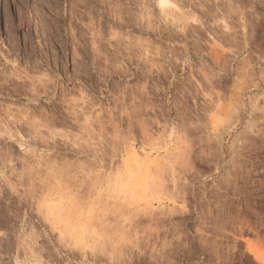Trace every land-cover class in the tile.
<instances>
[{"label": "rangeland", "instance_id": "obj_1", "mask_svg": "<svg viewBox=\"0 0 264 264\" xmlns=\"http://www.w3.org/2000/svg\"><path fill=\"white\" fill-rule=\"evenodd\" d=\"M170 1L0 0V264H264V0Z\"/></svg>", "mask_w": 264, "mask_h": 264}, {"label": "bare ground", "instance_id": "obj_2", "mask_svg": "<svg viewBox=\"0 0 264 264\" xmlns=\"http://www.w3.org/2000/svg\"><path fill=\"white\" fill-rule=\"evenodd\" d=\"M170 2H171L170 0H164V6H161V0H159L158 4L161 6L160 8H165V7H168L169 4L172 3V2H171V3H170ZM171 5H172V4H171ZM165 9H166V8H165ZM263 23H264V22H263ZM263 46H264V45H263ZM232 107H234V106H231V108H232ZM234 108H235V107H234ZM229 110H230V109H229ZM231 110H232V109H231ZM220 117H221V116H220ZM222 117H223V116H222ZM225 117H226V116H225ZM216 118H218V117H216ZM221 120H222V118H221ZM224 122H225V121H224ZM224 122H223V123H224ZM224 126H226V125H224ZM242 132H243V131H242ZM217 135H218V134H217ZM218 138H220V137H218ZM218 138H217L216 140H218ZM238 139H239V138H238ZM219 140H220V139H219ZM219 142H220V141H219ZM233 144H234V143H233ZM253 144H254V143H253ZM255 144H256V143H255ZM234 145H236V143H235ZM232 149H233V148H232ZM168 151H169V150H168ZM173 151H175V150H173ZM173 151H172V152H173ZM172 152H171V153H172ZM147 153H148V152H147ZM168 153H170V151L167 152L166 154L168 155ZM138 154H140V152L137 153V151H135V150L130 154V157H131L130 159H133L132 162H137V163H138V165H137V163H136L137 166H139V165L141 164V163L139 164V161H138L139 158H140V157H139L140 155L138 156ZM147 155H148V154H147ZM149 155H150V154H149ZM149 155L147 156L148 158L150 157ZM170 155H171V154H170ZM141 156L143 157V154H142ZM144 156H145V155H144ZM168 156H169V155H168ZM171 156H172V155H171ZM138 157H139V158H138ZM147 157H146V159H147ZM159 157H160V156L158 155V158H159ZM172 157H173V156H172ZM153 158H157V157H153ZM151 159H152V158H151ZM162 159H163V157H162ZM162 159H160V160H162ZM170 159H171V158H170ZM134 160H135V161H134ZM140 160H141V159H140ZM142 160H143V158H142ZM147 160H148V162H150L149 159H147ZM163 160H164V159H163ZM127 161H128V160H127ZM158 161H159V160H158ZM148 162H147V163H148ZM129 163H130V162H129ZM131 164H132V163H131ZM131 164H129V169H130V171H131V167L133 166L134 163H133L132 165H131ZM143 164H144V163H143ZM157 164H158V163H157ZM159 164H160V161H159ZM162 165H163V164H162ZM142 166H143V165H142ZM159 166H160V165H159ZM233 166H234V165H233ZM144 167H146V166H144ZM157 167H158V166H157ZM155 169H156V168H155ZM158 169H159V167L157 168V170H158ZM140 170H141V169H140ZM143 170H144V169H143ZM157 170H156V171H157ZM217 170H218V169H217ZM134 171H135V170H134ZM141 171H142V170H141ZM159 172H160V171H159ZM135 173H136V172H135ZM135 173L133 174V170H132V174L135 175ZM230 173H231V172H230ZM130 174H131V172H130ZM132 174H131L130 176H129V174H128V176H129L130 179H131V176H133ZM150 174H151V173H149V176H147V178H148L147 180H149V179L152 178V177H150ZM151 175H152V174H151ZM154 175L158 177V174H157L156 172H155ZM219 175H220V174H219ZM136 176H137V174H136ZM149 177H150V178H149ZM243 178H244V177H243ZM134 179H135V180H134ZM156 179L158 180V178H155V180H156ZM222 179H223V178H222ZM144 180H146V178H145V177L142 178V177H140V176H139L138 178H137V177H136V178H133V181L135 182V186H134V188H136L137 186L140 187L139 184H141V182H144ZM155 180H152V181H151V184H150V183H149V184L145 183V185H146V184H147V185H151V188H152V186L156 183ZM157 180H156V181H157ZM242 181H243V180H242ZM224 182H225V181H224ZM250 182H251V181H250ZM157 183H159V182H157ZM222 183H223V182H222ZM124 184H125V183H124ZM129 184H130V183H129ZM129 184L127 185V181H126V186H129ZM251 184H253V183L251 182ZM132 185H134V184H132ZM136 185H137V186H136ZM242 185H243V184H242ZM259 185H260V184H259ZM142 186H144V185H141V187H142ZM228 186H229V185H228ZM139 187H138V188H139ZM144 187H145V186H144ZM144 187H142V189H140V191L142 190V192H143V191L145 192L146 188H144ZM149 187H150V186H149ZM155 187L157 188V190H161L162 192L160 191V193H159V191L155 190ZM229 187H230V186H229ZM240 187H241L240 190L238 189V187L235 188V189L239 190V191H240L241 193H243V194H248V195H249L250 193H253V192L255 193L256 191H258V192L261 191V192H262V190H263V189H262V190L259 191V190H255V189H253L252 186L249 185V181H246V179H245V182H244L243 187H242V186H239V188H240ZM262 187H264V182L262 183ZM262 187H261V188H262ZM127 188H128V187H126V189H127ZM130 188H133V186H130ZM151 188H148V189H151ZM153 188H154L153 191H151L152 189L150 190L151 193H152V192H153V193L156 192V193L154 194V197H153V198H155V195H156V198H155V199H157L158 197L161 199V196H162V194H163V192H164L165 190L163 191V189H158L157 185L154 186ZM159 188H160V186H159ZM136 189H137V188H136ZM174 189H175V188H174ZM233 189H234V188H233ZM134 190H135V189H134ZM134 190L131 189V191H130V192H132L131 194H135V193H133ZM137 190H138V189H137ZM137 190H136V191H137ZM178 190H179V189H178ZM138 191H139V190H138ZM183 191H184V190H183ZM239 191H236V190H235V192H236L235 194H237V192H239ZM130 192H129V193H130ZM146 192H147V191H146ZM230 192H232L233 195H234V190H231ZM140 193H141V192H140ZM140 193H139V195H140ZM151 193H150V195H151ZM153 193H152V195H153ZM158 193H159V194H158ZM166 193H167V190H166ZM177 193H178V192H177ZM179 193H180V192H179ZM241 193H240V195H241ZM131 194H130V195H131ZM146 194H147V193H146ZM157 194L160 195V196H158ZM169 194H170L169 196H171V193H170V192H169ZM172 194H175V193H172ZM181 194H182V193H181ZM238 194H239V193H238ZM147 195H149V190H148V194H147ZM150 195H149V197H150ZM177 195H180V194H177ZM184 195H185V194H184ZM248 195H246V196L249 197ZM250 195H251V194H250ZM47 196H48V195H47ZM49 196H50V195H49ZM49 196H48V197H49ZM60 196H61V195H60ZM131 196H132V195H131ZM145 196H146V195H144V197H145ZM157 196H158V197H157ZM163 196H164V195H163ZM169 196H168V194H167V197H169ZM173 196H174V195H172V197H173ZM61 197H62V196H61ZM136 197L139 198V197H141V196H136ZM149 197H148V198H149ZM175 197H177V196L175 195L174 198H175ZM184 197H185V196H184ZM46 198H47V197H46ZM49 198H50V197H49ZM132 198H133V197H132ZM138 198H137V199H138ZM145 198H146V197H145ZM153 198H152V199H153ZM174 198H173V199H174ZM177 198H178V197H177ZM182 198H183V197H182ZM228 198H229V196H228ZM242 198H243V197H242ZM242 198H238V199H241V200H242ZM141 199H142V198H141ZM141 199H140V200H141ZM143 199H144V198H143ZM143 199H142V200H143ZM160 199H159V200H160ZM162 199H164V198H162ZM200 199H201V198H199V200H200ZM244 199H245V197H244ZM244 199H243V200H244ZM246 199H248V198H246ZM148 200H149V199H148ZM153 200H154V199H153ZM159 200H158V201H159ZM183 200H184V198L182 199V201H183ZM185 200H186V199H185ZM202 200H203V199H202ZM202 200H201V201H202ZM231 200L233 201V199H231ZM241 200H240V201H241ZM44 201H45V200H44ZM59 201H60V200H59ZM201 201H200V202H201ZM246 201H247V200H246ZM246 201H245V202H246ZM50 202H51V201H50ZM50 202H49V203H50ZM57 202H58V200H57ZM144 202H145V199H144ZM224 202H226V201H224ZM228 202H229V201H228ZM233 202L236 203L235 201H233ZM242 202H244V201H242ZM249 202H250V201H249ZM249 202H248V204H247V202H246V204H247L248 206H249ZM218 203H219V202H218ZM218 203H217V204H218ZM230 203H231V202H230ZM42 204H43V203H42ZM50 204H51V203H50ZM50 204L47 205V206H45V208L47 207L46 211L50 214V216H51L52 214H55V215H58V214H59V215H61V214L63 215V214H64V213H62V212H63V206H64V205L61 206V210H60V209H59V208H60V203H58L59 205H58V204L50 205ZM152 204H153V203H152ZM195 204H196V203H195ZM198 204H201V203H198ZM237 204H238V201H237L236 205H237ZM147 205H148V204H147ZM175 205H176V204H173L171 210H174V211L176 210L177 206H175ZM203 205H204V204H203ZM219 205H220V204H219ZM219 205H218V206L216 205L217 207L214 209V210H215L214 213H216V215H217V213H219L222 209H224V208H222V207L224 206V203H223V206L220 207V208H218ZM226 205H227V204H226ZM230 205H232V204H230ZM230 205H229V207H230ZM179 206H180V205H179ZM208 206H209V205H208ZM211 206H212V205H211ZM211 206H210V207H211ZM239 206H240V205H238L236 208H239ZM241 206H242V205H241ZM241 206H240V207H241ZM250 206H251V205H250ZM250 206H249V207H250ZM43 207H44V206H43ZM150 207L153 208L152 205H151ZM163 207H165V206H163ZM185 207H186V205H185ZM198 207H199V205H198ZM202 207H203V206H202ZM214 207H215V205H214ZM233 207H234V206H233ZM243 207H244V206H243ZM186 208H187V207H186ZM186 208H185V209H186ZM199 208H200V207H199ZM245 208H246V206H245ZM245 208H244V211H246V210L248 209V207H247L246 210H245ZM250 208H251V207H250ZM250 208H249V210H250ZM163 209H164V208H163ZM181 209H184V208L182 207V208H180V210H181ZM202 209H203V208H202ZM206 209H207V207H206ZM220 209H221V210H220ZM232 209H233V208H232ZM171 210H170V211H171ZM235 210H236V209H235ZM239 210H240V208H239ZM239 210L237 209V211H239ZM61 211H62V212H61ZM170 211H169V212H170ZM177 211H178V210H177ZM177 211H176V212H177ZM181 211H182V210H181ZM186 211H188V210H185L184 212H186ZM201 211H203V210H200V213L202 214L203 212H201ZM210 211H213V209L211 210V208H210ZM233 211H234V209H233ZM237 211H236V212H237ZM241 211L243 212V209H242ZM250 211H251V210H250ZM208 212H209V211H208ZM226 212H227V211H226ZM226 212H225L226 215H227V213H231V211L229 212V210H228L227 213H226ZM48 213H47V214H48ZM56 213H58V214H56ZM171 213H172V211H171ZM171 213H170V214H171ZM173 213H174V212H173ZM188 213H189V211H188ZM204 213L207 214V210H206V212H205V209H204ZM214 213H213V214H214ZM237 213H238V212H237ZM244 213H247V212H244ZM208 214L211 215L212 213L210 212V213H208ZM208 214H207V215H208ZM240 214H241V212H240ZM247 214H251V213H247ZM59 215H58V217H59ZM207 215H206V216H207ZM210 215H208V216H210ZM218 215H219V214H218ZM218 215H217V216L212 215V216H211V219H212L214 216H215L216 218H218L220 215H221V218L223 217V216H222V213H220L219 216H218ZM223 215H224V214H223ZM226 215H225V216H226ZM251 215H252V214H251ZM203 216L206 217L205 214H204ZM225 216H224L223 218H225ZM228 216H229V214H228ZM235 216H237V215H235ZM239 216H240V215H239ZM252 216H254V215H252ZM252 216H251V217H252ZM52 217H54V216H52ZM58 217H57V219L59 220ZM61 217H62V216H60V218H61ZM63 217H64V216H63ZM230 217H232V215H231ZM230 217H229V219H230ZM256 217H257V216H256ZM199 218H200V217H199ZM209 218H210V217H208V219H209ZM233 218H234V217H233ZM233 218H232V221H233V222L231 221V223L235 224ZM235 218L238 219L239 217H235ZM235 218H234V219H235ZM245 218H247V217H245ZM252 218H253V220H255L254 217H252ZM252 218H250V217L247 218V219H249L250 222H249L248 220H247V222L243 221L242 223H244V224L241 225V226L237 224L238 226H240V228L238 227V228H239L238 231L241 233L240 237H241L242 234L244 233V232H243V229H245V228L248 229L247 231L250 230L249 232H251V230L254 231V233L256 232V234H258V233L260 232V230H259L258 233H257V230L260 228V226H261L263 223H261L260 226H259V228L257 229L258 225L255 226V224H253V223H255V221L252 223L251 220H250V219H252ZM208 219H207V220H208ZM218 219H219V218H218ZM227 219H228V217H227ZM227 219H226V222H227ZM229 219H228V220H229ZM239 219H240V218H239ZM204 220H205V219H204ZM241 220H243V219H241ZM241 220H240V221L237 220V221L241 223ZM253 220H252V221H253ZM59 221H60V220H59ZM61 221H62V220H61ZM205 221H206V220H205ZM209 221L212 222V220H209ZM216 221L218 222V220H216ZM229 221H230V220H229ZM229 221H228V222H229ZM235 221H236V220H235ZM237 221H236V222H237ZM228 222H227V223H228ZM215 223H216V222H215ZM229 223H230V222H229ZM240 223H239V224H240ZM242 223H241V224H242ZM256 223H257V222H256ZM259 223H260V221H259ZM233 224H232V225H233ZM209 225H210V224H209ZM214 225H215V224H214ZM235 225H236V224H235ZM223 227H224V226H223ZM234 227H235V226H234ZM234 227H233L232 230H237V229H235V228H237V226H236L235 228H234ZM261 227H262V226H261ZM204 228H205V227H204ZM216 228H217V227H216ZM218 228H219V227H218ZM225 228H226V227H225ZM205 229H208L207 231H210L208 227L205 228ZM256 229H257V230H256ZM77 230H78V229H76V232H77ZM211 230H212V229H211ZM214 230H215V229H214ZM218 230H219V229H218ZM224 230L226 231V229H224ZM224 230L222 229V232H221V233H223ZM229 230H230V232H231V229H229ZM82 231H83V230H82ZM212 231H213V230H212ZM244 231H246V230H244ZM214 232H215V235H217V234H216V231H214ZM217 232H218V231H217ZM230 232H229V233H230ZM239 232H237V233H239ZM212 233H213V232H212ZM226 233H227V231H226ZM226 233H224V234H226ZM229 233H228V234H229ZM234 233H235V232H234ZM234 233H232V234H234ZM240 233H239V234H240ZM78 234H79V233H78ZM206 234H207V233H206ZM219 234H220V233H219ZM235 234H236V233H235ZM239 234H238V235H239ZM249 234H250V233H249ZM243 235H244V234H243ZM245 235H246V234H245ZM258 235H259V234H258ZM202 236H203V234H202ZM202 236H201V237H202ZM206 236H207V235H206ZM206 236H205V237H206ZM228 236H229V235H228ZM233 236H234V235H233ZM236 236H237V235H236ZM203 237H204V236H203ZM244 237H245V236H244ZM206 238H207V237H206ZM238 239H239V238H238ZM241 239H242V237H241ZM248 239H250V238H248ZM248 239H246V241H247L246 243L248 244V246H246V247H248V250H247V251H249V252H251V253H254V254L256 255V252H257L258 249H257V247L254 246L253 244L248 243ZM252 241H253V240H252ZM250 242H251V239H250ZM247 244H246V245H247ZM259 244H260V243H259ZM259 244H258V245H259ZM259 246H261V244H260ZM262 247H263V246H262ZM183 248H185V247H183ZM190 248H191V247H190ZM185 249H186V248H185ZM191 249H192V248H191ZM182 250H183V249H182ZM187 251H188V250H187ZM259 251H260V250H259ZM183 252H185V250H184ZM213 252H214V251H213ZM185 253H187V252H185ZM189 253H190V251H189ZM189 253H188V254H189ZM257 253H258V252H257ZM34 254H35V253H34ZM34 254H33V255H34ZM18 255H19V254H18ZM26 255H27V254H26ZM29 255H30V253H29ZM27 256H28V255H27ZM18 257H19V256H18ZM232 257H233V256H232ZM18 260H19V259H18ZM35 262H36V261H35ZM33 263H34V262H33Z\"/></svg>", "mask_w": 264, "mask_h": 264}, {"label": "snow or ice", "instance_id": "obj_3", "mask_svg": "<svg viewBox=\"0 0 264 264\" xmlns=\"http://www.w3.org/2000/svg\"><path fill=\"white\" fill-rule=\"evenodd\" d=\"M161 6H164V0H161ZM116 192H119V193H122V189L120 188L119 184L117 183V186H116ZM115 194V193H113Z\"/></svg>", "mask_w": 264, "mask_h": 264}]
</instances>
